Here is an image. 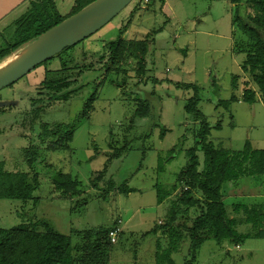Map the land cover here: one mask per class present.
<instances>
[{
  "label": "rangeland",
  "instance_id": "obj_1",
  "mask_svg": "<svg viewBox=\"0 0 264 264\" xmlns=\"http://www.w3.org/2000/svg\"><path fill=\"white\" fill-rule=\"evenodd\" d=\"M29 1L0 0V50L20 40L15 37L16 21L28 10ZM53 1L61 17L70 12L74 2ZM232 1L148 0L144 4L143 0H131L85 40L0 89V108L6 111L0 119V161L6 169L23 165L21 169L25 170L23 150L40 143L36 136L41 124L66 125L73 133L72 141L63 144L62 150H48L42 145L35 163L40 186L33 196L38 200L23 203L0 199V228L42 220L56 232L70 236L73 245L83 231L116 226L120 233L107 254L108 264H155L156 241L165 248L167 240L160 232L169 218L172 197L181 189H174L158 204L155 186L165 192L176 186L198 128L183 110L192 89L182 85L198 88V110L208 124L221 126L209 132L208 140L213 145L238 151L248 141L253 149L264 150V106L258 94L252 105L241 101L246 85L256 91L250 75L241 69L250 41L235 22L231 23L235 11L240 17L253 13L246 0H239L237 5ZM118 41L129 45L144 41L145 70L141 76L136 72L138 62L133 52L124 53L112 64L104 45ZM23 46L2 58L0 69L16 59L15 53ZM83 65L86 70H81ZM68 76L80 89L66 101L44 99L43 109L30 127L24 111L40 97L38 85L44 79ZM231 95L237 96L238 102L227 109L217 105ZM90 96L93 100L89 109L86 103ZM139 102L149 109L144 118H134ZM162 128L166 131L160 138ZM43 143L52 144L47 138ZM124 145L128 150L111 160L103 178L97 180L112 151ZM197 156L200 171L203 156L200 152ZM58 171L80 182L79 195L71 199L56 197L49 177ZM109 182L114 183L110 191ZM123 185L128 187V194L120 192ZM221 193L227 217L238 222L236 232L253 233L251 224L244 222V211L235 212L232 206L264 204V182L259 187L252 179L240 177L234 188L223 184ZM198 213L189 211L187 226ZM152 228L158 232L150 233ZM187 249L185 238L179 250L171 254L174 264H183ZM196 264H264V239L249 238L238 246L208 240L199 248Z\"/></svg>",
  "mask_w": 264,
  "mask_h": 264
},
{
  "label": "trees",
  "instance_id": "obj_2",
  "mask_svg": "<svg viewBox=\"0 0 264 264\" xmlns=\"http://www.w3.org/2000/svg\"><path fill=\"white\" fill-rule=\"evenodd\" d=\"M93 1L95 0H74L70 12L64 17L59 15L53 0L29 1L28 10L16 21L15 37H19L20 40L0 50V61L7 54L32 42L40 34ZM232 3L237 5L239 0L232 1ZM246 4L253 14L248 12L240 17L238 11H235L233 13L234 20L231 23L235 22L236 27H239L250 41V49L246 53L241 69L250 75L256 91L246 85L242 90L241 101L252 105L257 102L255 96L258 94V100L264 106V0H246ZM143 42L135 41L129 45L118 41L105 44L104 47L109 52L112 64L119 61L124 53L133 52L138 62L136 72L141 76L145 70L144 56L146 55ZM86 69L87 67L84 65L81 68V70ZM79 72L82 73L83 71ZM71 77L52 81L44 79L38 85L37 95L40 97L32 100L29 108L24 111V115L29 117L30 127L37 119L40 109H43L41 102L44 99L66 101L80 89V87L74 86L76 80H69ZM233 80L236 81V78L234 77ZM182 87L192 89L193 94L186 100L183 110L194 123H198V128L193 135L195 138L194 146L186 151V163L177 175L176 186L172 187L169 192L162 191L158 185L155 186L158 204L166 197L171 196L174 189L181 188L179 194L172 197V205L168 212L169 218L166 224L162 225L160 232V236L167 240L165 248L160 245V240L156 241L155 264H174L171 254L179 250L185 238L188 240V249L183 264H196L197 252L208 240H213L218 244L229 241L239 245L249 238L264 239V204L257 203L251 207L238 204L232 206L235 212L244 211V222L251 224L254 231L251 234H238L235 230L238 222L227 217L223 204V194L221 193L223 184H226L229 189L234 188L240 177H248L254 181L256 186L262 187L264 182V150L253 149L248 141L238 151L213 145L208 140L209 132L211 129L220 130L221 126L208 124L203 114L198 110L197 107L201 101L198 88L189 84L182 85ZM212 89L217 92L215 83H212ZM87 100L89 102L86 103V106L90 109L93 96ZM238 100L237 96L231 95L228 101L219 100L217 105L227 109L230 104L238 102ZM3 112H6L5 108H0V119ZM148 113V106L144 102H139L134 112V118H144ZM25 120L26 118L23 122ZM39 128L36 139L40 143L23 150L22 161L25 170L22 171L21 169L23 165L14 170H8L5 168V163L0 161V199L19 200L23 203L38 200L37 197L33 196L34 191L40 186L38 173L35 171V163L42 145L43 147L46 146L48 150H62L63 144L72 141V130L66 125L54 124L49 127L47 123H43ZM160 131L159 137L162 138L166 130L162 128ZM45 138L51 140L52 144L45 145L43 143ZM127 150V145L121 149H114L111 157L105 161L102 170L98 172L97 180L103 178L110 161L124 155L123 152ZM197 152L203 156L200 171H198ZM48 168L51 169V167ZM49 179L58 198L71 199L80 193V182L69 174L60 171L53 172ZM108 184L107 190L110 191L114 183L109 182ZM119 190L125 194L130 192L125 185L119 187ZM78 204L76 202V205ZM190 210H196L199 213L187 226ZM175 220L176 226L173 225ZM116 228V226H110L83 231L73 245L70 236L56 232L47 222L42 220H33L11 229L0 228V264H108L107 254H109L111 247L108 233ZM157 232L156 228L150 230L152 234ZM71 234L75 236L77 232L72 231Z\"/></svg>",
  "mask_w": 264,
  "mask_h": 264
},
{
  "label": "water",
  "instance_id": "obj_3",
  "mask_svg": "<svg viewBox=\"0 0 264 264\" xmlns=\"http://www.w3.org/2000/svg\"><path fill=\"white\" fill-rule=\"evenodd\" d=\"M130 1L95 0L40 34L16 52L18 57L0 70V89L11 85L37 65L85 40L118 15Z\"/></svg>",
  "mask_w": 264,
  "mask_h": 264
},
{
  "label": "built area",
  "instance_id": "obj_4",
  "mask_svg": "<svg viewBox=\"0 0 264 264\" xmlns=\"http://www.w3.org/2000/svg\"><path fill=\"white\" fill-rule=\"evenodd\" d=\"M143 3L144 4L148 3V0H143ZM118 232H119L118 228L109 231L108 238H109V241H110L111 244H114L116 242V236H117Z\"/></svg>",
  "mask_w": 264,
  "mask_h": 264
},
{
  "label": "clouds",
  "instance_id": "obj_5",
  "mask_svg": "<svg viewBox=\"0 0 264 264\" xmlns=\"http://www.w3.org/2000/svg\"><path fill=\"white\" fill-rule=\"evenodd\" d=\"M119 229V228H118ZM119 233V232H118ZM118 233H117V235H118ZM116 240H117V238H116ZM115 244V243H114Z\"/></svg>",
  "mask_w": 264,
  "mask_h": 264
},
{
  "label": "bare ground",
  "instance_id": "obj_6",
  "mask_svg": "<svg viewBox=\"0 0 264 264\" xmlns=\"http://www.w3.org/2000/svg\"><path fill=\"white\" fill-rule=\"evenodd\" d=\"M5 67H6V66H5ZM3 68H4V67H3ZM3 68H1V69H3ZM1 69H0V70H1Z\"/></svg>",
  "mask_w": 264,
  "mask_h": 264
},
{
  "label": "crops",
  "instance_id": "obj_7",
  "mask_svg": "<svg viewBox=\"0 0 264 264\" xmlns=\"http://www.w3.org/2000/svg\"><path fill=\"white\" fill-rule=\"evenodd\" d=\"M236 246H238V245H236Z\"/></svg>",
  "mask_w": 264,
  "mask_h": 264
}]
</instances>
